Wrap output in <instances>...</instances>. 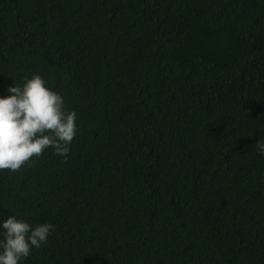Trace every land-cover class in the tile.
I'll use <instances>...</instances> for the list:
<instances>
[{"label": "trees", "instance_id": "trees-1", "mask_svg": "<svg viewBox=\"0 0 264 264\" xmlns=\"http://www.w3.org/2000/svg\"><path fill=\"white\" fill-rule=\"evenodd\" d=\"M35 74L79 132L0 170L20 264H264V0H0V98Z\"/></svg>", "mask_w": 264, "mask_h": 264}, {"label": "clouds", "instance_id": "clouds-1", "mask_svg": "<svg viewBox=\"0 0 264 264\" xmlns=\"http://www.w3.org/2000/svg\"><path fill=\"white\" fill-rule=\"evenodd\" d=\"M8 91L9 96L0 98V170L17 172L31 166L33 158L42 157L49 148L67 162L70 145L79 132L77 113L66 109L64 98L40 74L26 77L22 86L9 87ZM255 147L264 155V139ZM2 229L0 264H20L33 248L47 243L55 226H33L9 216Z\"/></svg>", "mask_w": 264, "mask_h": 264}]
</instances>
